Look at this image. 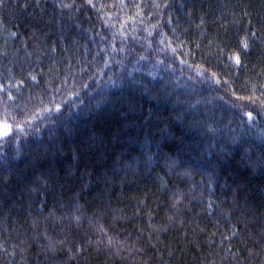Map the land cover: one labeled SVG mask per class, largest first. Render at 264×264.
Returning <instances> with one entry per match:
<instances>
[{
    "label": "trees",
    "instance_id": "1",
    "mask_svg": "<svg viewBox=\"0 0 264 264\" xmlns=\"http://www.w3.org/2000/svg\"><path fill=\"white\" fill-rule=\"evenodd\" d=\"M0 264H264V0H0Z\"/></svg>",
    "mask_w": 264,
    "mask_h": 264
},
{
    "label": "snow or ice",
    "instance_id": "2",
    "mask_svg": "<svg viewBox=\"0 0 264 264\" xmlns=\"http://www.w3.org/2000/svg\"><path fill=\"white\" fill-rule=\"evenodd\" d=\"M248 115H249V118H251V113H249ZM5 135H7V133H5Z\"/></svg>",
    "mask_w": 264,
    "mask_h": 264
}]
</instances>
